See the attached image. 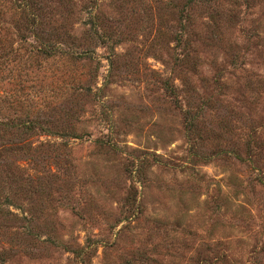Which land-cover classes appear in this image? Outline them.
<instances>
[{"label": "rangeland", "instance_id": "rangeland-1", "mask_svg": "<svg viewBox=\"0 0 264 264\" xmlns=\"http://www.w3.org/2000/svg\"><path fill=\"white\" fill-rule=\"evenodd\" d=\"M44 1L90 59L24 91L80 137L10 157L36 191L0 214V264H264V0Z\"/></svg>", "mask_w": 264, "mask_h": 264}, {"label": "trees", "instance_id": "trees-1", "mask_svg": "<svg viewBox=\"0 0 264 264\" xmlns=\"http://www.w3.org/2000/svg\"><path fill=\"white\" fill-rule=\"evenodd\" d=\"M48 7L50 6H47L44 0H0V189L11 190V195L5 192L0 201V214L4 218L2 221L25 219L5 206L11 205V197L17 199L18 193L24 192L29 197L34 190L31 186L32 176L21 178L17 166L13 164L18 161V157H37L32 155L31 145L25 141L28 135L38 136L41 133L64 139L80 137L79 134L71 132L69 127L60 132H51L48 127L38 125V116L33 114L29 94L24 91L31 84L28 81L36 80V72L38 74L44 67L42 63L48 62L49 59H62L64 55H68L67 58L70 59H90L89 48L77 52L62 48L64 42L69 41V34L63 36L55 30L51 19L52 9ZM5 14L10 18L8 21ZM97 38L102 39V36L98 35ZM43 77L40 76L38 80L41 81ZM9 80L19 84L16 93L10 94L6 90L5 85L8 82L5 81ZM38 86L37 93L43 85ZM71 88L72 92L83 90L84 94L90 91L89 86L79 83ZM164 88L173 94V86L167 80H164ZM43 107L50 106L46 104ZM63 144L65 141L60 143ZM46 146L49 147L48 144ZM16 153H19V156H16ZM11 156L17 158H10ZM21 180H24V183Z\"/></svg>", "mask_w": 264, "mask_h": 264}]
</instances>
